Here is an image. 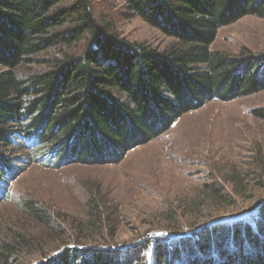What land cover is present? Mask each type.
Listing matches in <instances>:
<instances>
[{"label":"trees","instance_id":"trees-1","mask_svg":"<svg viewBox=\"0 0 264 264\" xmlns=\"http://www.w3.org/2000/svg\"><path fill=\"white\" fill-rule=\"evenodd\" d=\"M113 1L172 45L158 50L119 37L109 22L96 19L90 0H0V200L7 197L2 176L10 174L12 150L29 151L45 168L62 155L66 163L85 157L119 163L213 100L264 91V64L212 50L220 29L247 17L264 19V0ZM52 50L53 57L38 59ZM34 63L44 70L19 72ZM252 116L264 120V108ZM260 155L254 158L256 184L264 182ZM250 180L232 169L227 179L203 184L165 219L198 222L188 229L162 223V229H149L139 242L119 249L105 243L114 216L91 193L90 219L70 228L73 245L65 239L50 253L54 246L46 244L45 253L30 228L9 230L0 236V264H26L25 255L33 251L44 253L35 264H264V198L251 213L215 222L242 198ZM19 208L42 235L62 238L69 228L38 201L23 198ZM202 209L212 212L199 217ZM93 229L99 234H83Z\"/></svg>","mask_w":264,"mask_h":264},{"label":"rangeland","instance_id":"rangeland-1","mask_svg":"<svg viewBox=\"0 0 264 264\" xmlns=\"http://www.w3.org/2000/svg\"><path fill=\"white\" fill-rule=\"evenodd\" d=\"M90 1L96 19L109 22L119 37L158 50L172 45L170 39L139 18L128 17L121 3ZM212 50L233 59H244L251 65L260 62L263 66L264 19L247 17L220 29ZM54 55L52 50L38 59ZM42 68L34 63L19 72L30 75ZM260 108H264V91L229 102L213 100L181 117L154 141L129 151L119 163L97 164L88 162V157L83 159L86 162L66 163V155H62L52 167L45 168L31 159L29 151L12 150L7 154L10 174L2 176L7 197L0 200V236L26 227L41 242L39 251L44 247L43 252L48 253L54 246L52 253L65 239L71 246L74 232L70 228L89 218L86 202L92 193L107 204V212L115 219L113 226H107L104 232L105 243L112 248H126L139 242L149 229H162V223L188 229L191 223L198 222V217L172 218L166 223L165 219L179 206L180 199L192 198L205 183L227 179L232 169L246 173L251 180L234 207L222 214L216 213L223 217L215 222L251 213L257 208L254 205H259L264 198V182L256 184L253 180L258 172L254 169V158L258 151L264 157V120L252 116V111ZM23 198L38 201L55 219L65 220L69 226L62 227L65 235L62 238L53 232L42 235L41 228L21 216L19 206ZM211 212L202 209L198 216ZM96 233L99 234L93 229L83 234L95 236ZM33 252L25 255L26 264H35L44 258V253Z\"/></svg>","mask_w":264,"mask_h":264}]
</instances>
